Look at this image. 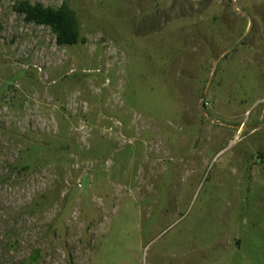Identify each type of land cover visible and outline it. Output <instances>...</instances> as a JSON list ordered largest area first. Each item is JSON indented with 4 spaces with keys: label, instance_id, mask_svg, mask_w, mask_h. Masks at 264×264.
Masks as SVG:
<instances>
[{
    "label": "rangeland",
    "instance_id": "rangeland-1",
    "mask_svg": "<svg viewBox=\"0 0 264 264\" xmlns=\"http://www.w3.org/2000/svg\"><path fill=\"white\" fill-rule=\"evenodd\" d=\"M0 264H264V0H0Z\"/></svg>",
    "mask_w": 264,
    "mask_h": 264
},
{
    "label": "trees",
    "instance_id": "trees-1",
    "mask_svg": "<svg viewBox=\"0 0 264 264\" xmlns=\"http://www.w3.org/2000/svg\"><path fill=\"white\" fill-rule=\"evenodd\" d=\"M31 20L46 24L57 34L60 44H75L78 35V25L74 12L67 6L60 9L36 8L26 11Z\"/></svg>",
    "mask_w": 264,
    "mask_h": 264
}]
</instances>
